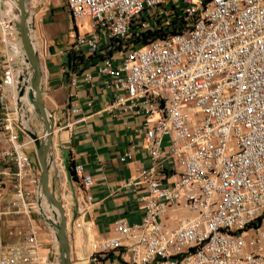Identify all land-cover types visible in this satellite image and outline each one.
<instances>
[{
  "label": "built area",
  "instance_id": "1",
  "mask_svg": "<svg viewBox=\"0 0 264 264\" xmlns=\"http://www.w3.org/2000/svg\"><path fill=\"white\" fill-rule=\"evenodd\" d=\"M64 4L77 31L88 25L67 53L97 59L98 74L115 93L108 113L144 115L151 159L139 173L142 221H118L117 236L93 244L91 264L116 250L128 255L126 264H264V0ZM3 6L0 0V107L15 101L22 83L14 73L27 66L12 47L20 34ZM146 33L154 35L138 39ZM84 79L90 82L91 73ZM3 121L13 148L4 154L16 166L9 211L30 215L31 160L17 141L18 123L9 115ZM74 170L89 189L92 178L81 166ZM0 264L54 263L31 230L0 253Z\"/></svg>",
  "mask_w": 264,
  "mask_h": 264
},
{
  "label": "crops",
  "instance_id": "2",
  "mask_svg": "<svg viewBox=\"0 0 264 264\" xmlns=\"http://www.w3.org/2000/svg\"><path fill=\"white\" fill-rule=\"evenodd\" d=\"M60 1L48 0V9L35 10L32 25L43 68V103L55 120L51 185L66 210L72 264L76 259L83 261L80 264H91L93 244L117 236L115 226L118 221L128 224L142 221L145 211L139 201L143 189L139 173L142 168L151 166V159L144 115L108 113L106 106L115 93L106 85L105 77L98 74L97 59L74 65L67 53L72 41L60 44L64 15L61 10H67L64 0ZM87 72L92 75L90 82L84 79ZM74 79L75 84L72 83ZM11 105L0 107V253L8 246L24 242L34 230L40 242V252L43 256L53 257L58 247L54 232L44 227L42 217L32 202L34 198L38 204L36 186L40 165L36 148L23 131H18L17 141L31 160L26 187L33 193L30 200L33 210L30 215L9 211L16 166L13 156L4 154H11L13 148L10 132L4 128L3 120L9 115L18 123ZM15 106L18 109L17 103ZM74 109L77 112H73ZM37 122L36 133L42 138V123ZM168 145L165 138L162 147ZM127 153L131 156L122 161ZM76 166L83 168V176L92 178L93 184L89 189H84L81 177L74 175ZM84 203H88L87 212L82 217L83 226L77 229L74 222ZM46 208L50 210L48 203ZM127 260L128 255L116 250L104 256L100 264H126Z\"/></svg>",
  "mask_w": 264,
  "mask_h": 264
},
{
  "label": "water",
  "instance_id": "3",
  "mask_svg": "<svg viewBox=\"0 0 264 264\" xmlns=\"http://www.w3.org/2000/svg\"><path fill=\"white\" fill-rule=\"evenodd\" d=\"M26 0H18L17 4L21 11L20 20L16 22V27L19 31L23 48L26 54V60L34 70L32 79V91L30 93L32 103V114L41 121L43 127V137L40 138L36 131L26 130V134L32 139L36 148V156L40 165L39 175V191L38 194V208L43 221L50 226L54 232L55 241L58 245V264H72L71 261V246L68 235V220L66 217V210L62 201L57 197L51 185L52 168L54 157L52 155V137L55 127V120L50 113H48L42 95V80L43 68L40 55L33 45V25L32 21L28 23V11L25 8ZM34 34V33H33ZM35 42V40H34ZM26 84L24 83L20 88V96L25 92ZM54 207L58 211L59 218L46 220L42 209V200Z\"/></svg>",
  "mask_w": 264,
  "mask_h": 264
},
{
  "label": "rangeland",
  "instance_id": "4",
  "mask_svg": "<svg viewBox=\"0 0 264 264\" xmlns=\"http://www.w3.org/2000/svg\"><path fill=\"white\" fill-rule=\"evenodd\" d=\"M40 1L41 0H33V3H34L33 4V13H34L35 10L41 11L43 9L44 10L45 9H48V2H45L44 5L37 6L38 2H40ZM53 1H55V0H53ZM7 2H8V6L2 7V8L5 10V16L8 19H11L12 17H11L10 11L13 10L11 8V4H13V2L12 1H7ZM59 2H61V1L59 0ZM9 8H10V11H9ZM7 11H9V12H7ZM61 13H63L64 15H63V31H62V34H61V39H60V42L61 43L60 44L64 45L66 43L71 42L78 32L79 33H85L88 30V25L84 24L83 26H79L78 31H77L75 29V23H74L73 19L69 17L67 10L62 9L61 10ZM12 46L15 47V48H16V46L20 48L23 45H21L20 43L18 44V42L16 41V42H13L12 43ZM23 56H25V54ZM24 61H25V59H24ZM14 77H15V75H14ZM21 78H23V74H21V77H19V80H21V83L23 85V81H22ZM14 92H15V90H14ZM19 93H20V90H19ZM14 102L17 103V105H18V97L16 95V92H15V101H13V100L10 101V104H12L11 105L12 106L11 107V111H13V116L16 118V120L18 122L20 131H23L22 133L26 134V130L27 129L25 128V126L23 125V123L21 122V120H20V118L18 116V109L15 106V103ZM30 107L31 106L26 101V102L23 103L21 111L24 112L28 116V118H29V122L31 124V128L28 129V130L36 131L37 130V124H38V122H37V118L34 117L33 114H31L32 112L30 111ZM32 202H34V207H35L34 209H35V211H38L39 212L38 204H36V201H35L34 198H33ZM39 215L41 216L40 212H39ZM43 223H44V227L45 228H48V227L50 228V226L46 223V221H43ZM57 253H58V251L56 252V250H55V253L53 254V257H50V260L54 264H58L57 263L58 262V254ZM81 262H83V261L76 259L74 261V264H80Z\"/></svg>",
  "mask_w": 264,
  "mask_h": 264
},
{
  "label": "bare ground",
  "instance_id": "5",
  "mask_svg": "<svg viewBox=\"0 0 264 264\" xmlns=\"http://www.w3.org/2000/svg\"><path fill=\"white\" fill-rule=\"evenodd\" d=\"M17 1L18 0L12 1L13 4L10 3L11 4V8L13 9L12 11H10V8H9L11 17L16 22L19 21L20 17H21V11H20V9L18 7ZM6 6H8V2L6 0H4V6L3 7H6ZM25 8H26V10L28 11V14H29L28 23H30L32 21V14H33V0H26ZM9 11H7V12H9ZM1 14H2L3 17L5 16V10L3 8L1 9ZM31 37H33V39H34V34L33 33L31 34ZM17 42H18V44L20 43L21 45H23L22 41H21V38H20V40L18 39ZM33 45L36 48L37 45H36V42H34V40H33ZM13 48H15V47H13ZM18 48L19 47L16 46V49H17L16 54H19L20 56H23L25 54L23 46H21L19 49ZM24 63H26L27 66L26 67L20 66L17 69V71L14 73V75H15L14 79L17 81V78L21 74H23V84L24 83L26 84L25 92H24L23 96H20L19 95V91H17L16 89H15V92H16V95L18 97V116H19L21 122L23 123V125L25 126V128L28 130V129L31 128V125L29 123V118L24 112L21 111V109H22L23 103L27 101L28 104L31 106L30 107V111L32 112V109H31L32 108V103H31L32 100L30 98V93L32 91V79H33V76H34V70L32 69L31 65L27 62V60H25ZM39 193H40V191H39ZM46 205H47V203L43 199L42 200V209H43V214L45 216V219L46 220H49V219L53 220V219H55V216H57L59 218L58 211L54 207H52L51 205H50V210L49 209L47 210Z\"/></svg>",
  "mask_w": 264,
  "mask_h": 264
},
{
  "label": "trees",
  "instance_id": "6",
  "mask_svg": "<svg viewBox=\"0 0 264 264\" xmlns=\"http://www.w3.org/2000/svg\"><path fill=\"white\" fill-rule=\"evenodd\" d=\"M151 35L153 36L154 34L152 33H146V34H142V35H140L139 36V40L140 39H143V41L144 42H147V40L151 37ZM72 58V61H74V65H78L79 63H81V62H85V61H89V62H91L93 59H94V57H87V58H85V57H82V56H73V57H71ZM73 173H74V175H75V170L73 169Z\"/></svg>",
  "mask_w": 264,
  "mask_h": 264
}]
</instances>
